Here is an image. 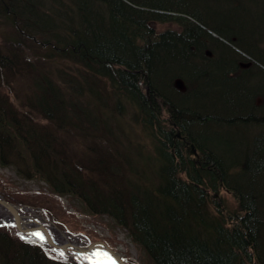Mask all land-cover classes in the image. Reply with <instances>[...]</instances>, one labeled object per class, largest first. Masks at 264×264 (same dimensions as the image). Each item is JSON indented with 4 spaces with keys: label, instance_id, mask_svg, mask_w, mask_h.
<instances>
[{
    "label": "trees",
    "instance_id": "obj_1",
    "mask_svg": "<svg viewBox=\"0 0 264 264\" xmlns=\"http://www.w3.org/2000/svg\"><path fill=\"white\" fill-rule=\"evenodd\" d=\"M230 2L0 0V168L151 264H264V59ZM0 264L73 263L3 228Z\"/></svg>",
    "mask_w": 264,
    "mask_h": 264
},
{
    "label": "rangeland",
    "instance_id": "obj_2",
    "mask_svg": "<svg viewBox=\"0 0 264 264\" xmlns=\"http://www.w3.org/2000/svg\"><path fill=\"white\" fill-rule=\"evenodd\" d=\"M231 4L230 0H213V3L210 5L215 8H222L229 7ZM235 7L238 9V12L237 18L233 21L238 22L241 28L240 39L245 41L243 40L245 35L250 42L253 39L257 40L259 38L261 41V52H258L257 55L264 59V26H261V19L264 17L257 14V10L255 13H250L252 20L246 19L247 11L248 13L249 11H255L254 6L250 5L249 0H239V4L235 5ZM233 15L236 16V14ZM156 27L161 30L173 28L172 25L168 24L157 25ZM7 30V27H2L0 31V43L3 40L1 32L5 33ZM17 83L22 87L25 84L24 81L23 83L20 81ZM23 90H28L27 84L23 87ZM0 191L22 202H31L32 200L43 206L41 208L28 206L24 203H14L15 206H22L20 213L23 211L26 213L25 215L39 216V210H42L45 214L42 215L47 220L53 222L60 231L76 236L77 240L74 241L76 244L102 242L125 259L131 261L132 264H151L145 254L127 238L124 230L117 227L107 217L89 215L78 201L68 197L53 196L48 193L44 184L24 181L11 168H0ZM220 195L223 199L232 202L231 196L226 192L221 191ZM0 227L7 226L0 225ZM11 235H14V233H11ZM96 257L106 260L102 255L92 254L90 256L91 259H96Z\"/></svg>",
    "mask_w": 264,
    "mask_h": 264
},
{
    "label": "water",
    "instance_id": "obj_3",
    "mask_svg": "<svg viewBox=\"0 0 264 264\" xmlns=\"http://www.w3.org/2000/svg\"><path fill=\"white\" fill-rule=\"evenodd\" d=\"M176 84L181 85L179 81L175 82ZM0 204L3 206V211L7 213L9 225L14 227L17 231L18 236L23 240H36L40 243L45 244L46 246H49L52 248V250L57 253L61 258L64 260H70L74 259L76 261L81 262L82 259H80V256H88L92 253H108L112 256V258L116 261V264H131L130 261L124 260L119 255L115 254L110 248H108L103 243H89L86 242L84 244H75L74 241L77 240L76 236H72L67 232L60 231L56 225L47 220L45 216L42 214L43 211L39 210L40 215H32V216H24L20 215V210L22 209V206H15L11 203H9L3 196L0 195ZM45 215V214H44ZM38 217H44V219L49 222L60 234H64L69 237V239L66 240L64 243H57L48 233L46 230H43L42 227H40L34 220V218ZM33 233H40L42 234L45 239L43 241L39 240L36 236L33 235ZM103 246V247H101ZM61 252L64 253L63 256H61ZM104 256V255H103ZM106 259L107 257L104 256ZM90 264V262H88ZM86 264V263H84Z\"/></svg>",
    "mask_w": 264,
    "mask_h": 264
},
{
    "label": "bare ground",
    "instance_id": "obj_4",
    "mask_svg": "<svg viewBox=\"0 0 264 264\" xmlns=\"http://www.w3.org/2000/svg\"><path fill=\"white\" fill-rule=\"evenodd\" d=\"M157 28V27H156ZM159 32H163V30L161 29H157ZM214 37H216V35H214ZM248 59L251 60V58L247 57ZM251 62L252 60L249 62V63H240V67L241 68H248L250 67L251 65ZM174 87L175 89L177 90H180V92H185L186 91V87L184 86H180L178 84H176L174 82ZM137 135L138 136H141L138 134L137 132ZM142 137V136H141ZM145 138V137H144ZM20 215H23V214H20ZM8 216H7V213L3 211V206L0 204V221L1 222H5L7 219ZM35 222L40 226L42 227L43 230H46L47 233L57 242V243H64L66 242L67 239H69L68 236L64 235V234H60L59 232H57V230L49 223L47 222L44 217H38V218H34ZM85 243V242H84ZM83 243V244H84ZM101 253V252H100ZM96 261H100V262H103L105 260L101 259V258H96L95 259Z\"/></svg>",
    "mask_w": 264,
    "mask_h": 264
},
{
    "label": "snow or ice",
    "instance_id": "obj_5",
    "mask_svg": "<svg viewBox=\"0 0 264 264\" xmlns=\"http://www.w3.org/2000/svg\"><path fill=\"white\" fill-rule=\"evenodd\" d=\"M33 235L36 236L41 241H43L45 239V237L42 234H40V233H33ZM101 247H103V246H101ZM100 254H103L104 256H106L107 259L105 261H103V262H100V261L92 260L91 258H89L90 264H116V261L112 258V256L109 255L106 252L105 253L97 252L94 255H100ZM60 255L63 256L64 253L61 252Z\"/></svg>",
    "mask_w": 264,
    "mask_h": 264
}]
</instances>
